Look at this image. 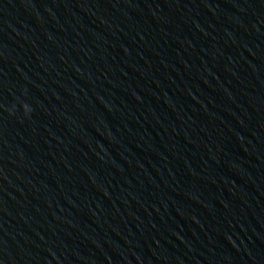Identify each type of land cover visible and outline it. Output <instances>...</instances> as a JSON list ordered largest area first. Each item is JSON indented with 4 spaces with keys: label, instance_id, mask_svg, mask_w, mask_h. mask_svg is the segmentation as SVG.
<instances>
[{
    "label": "clouds",
    "instance_id": "9594fccd",
    "mask_svg": "<svg viewBox=\"0 0 264 264\" xmlns=\"http://www.w3.org/2000/svg\"><path fill=\"white\" fill-rule=\"evenodd\" d=\"M25 110L28 111L29 109L27 108V106L25 105Z\"/></svg>",
    "mask_w": 264,
    "mask_h": 264
}]
</instances>
